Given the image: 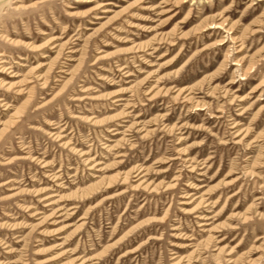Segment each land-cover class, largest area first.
I'll list each match as a JSON object with an SVG mask.
<instances>
[{"label":"rangeland","instance_id":"1","mask_svg":"<svg viewBox=\"0 0 264 264\" xmlns=\"http://www.w3.org/2000/svg\"><path fill=\"white\" fill-rule=\"evenodd\" d=\"M0 264H264V0H0Z\"/></svg>","mask_w":264,"mask_h":264},{"label":"bare ground","instance_id":"2","mask_svg":"<svg viewBox=\"0 0 264 264\" xmlns=\"http://www.w3.org/2000/svg\"><path fill=\"white\" fill-rule=\"evenodd\" d=\"M105 11H107V10H105ZM217 27H219V26H217ZM43 57H45V56H43ZM12 86V84L9 86V89H10V87ZM13 87L14 88H16L17 86H14V84H13ZM26 88L27 87H25V86H22L21 88H17V90H16V93L17 94H24V92L26 91ZM44 167H45V165H44ZM51 204H53V203H48V205H51ZM48 211V210H47ZM203 217H201V219H202ZM205 223H201V225H204Z\"/></svg>","mask_w":264,"mask_h":264}]
</instances>
